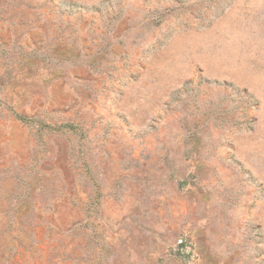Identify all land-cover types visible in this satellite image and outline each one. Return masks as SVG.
I'll return each instance as SVG.
<instances>
[{
    "label": "rangeland",
    "instance_id": "374dc122",
    "mask_svg": "<svg viewBox=\"0 0 264 264\" xmlns=\"http://www.w3.org/2000/svg\"><path fill=\"white\" fill-rule=\"evenodd\" d=\"M0 264H264V0H0Z\"/></svg>",
    "mask_w": 264,
    "mask_h": 264
}]
</instances>
